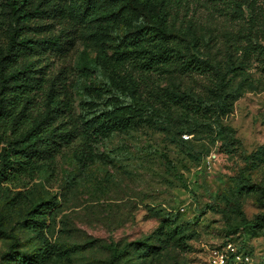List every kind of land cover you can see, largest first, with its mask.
<instances>
[{"label": "rangeland", "instance_id": "obj_1", "mask_svg": "<svg viewBox=\"0 0 264 264\" xmlns=\"http://www.w3.org/2000/svg\"><path fill=\"white\" fill-rule=\"evenodd\" d=\"M62 11L78 16L80 0ZM161 14L180 53L211 71L145 72L119 60L131 18L102 24L100 54L67 26V52L52 56L54 74L67 72L59 98L83 119L99 111L102 129L2 185L0 264H109L114 251L115 264H264V0H166ZM83 51L99 73L78 70ZM41 200L49 218L26 227L23 203ZM166 221L182 231L185 253L137 245Z\"/></svg>", "mask_w": 264, "mask_h": 264}, {"label": "trees", "instance_id": "obj_2", "mask_svg": "<svg viewBox=\"0 0 264 264\" xmlns=\"http://www.w3.org/2000/svg\"><path fill=\"white\" fill-rule=\"evenodd\" d=\"M63 1L0 0V190L3 184H17L19 177H32L36 168L54 162L71 143L80 140L85 147L92 135L101 132L98 119L103 115L99 111L83 119L82 115L76 116L70 101L59 98L57 84L65 85L67 72L61 68L54 74L52 59H61L67 52V26L78 27L86 48L100 54L106 37L102 24L111 25L114 16L131 18L137 23L136 30L122 39L123 51L116 54L119 60L145 72L167 73L176 64L184 71L200 74L212 69L196 53L185 58L175 46L176 37L164 26L161 14L166 0H80L78 16L69 20L62 11ZM54 21L61 25L57 32L53 30ZM100 26L104 27L102 33ZM82 53L78 70L99 73L96 61L90 60L85 51ZM104 79L108 89L117 91L108 77ZM126 97L132 105H139L133 96ZM131 119L130 114L124 123ZM23 207L29 217L25 226L41 230L50 214L47 201L30 206L25 201ZM260 223L264 226V220ZM0 234L8 236L1 226ZM137 245L146 246V252L163 248L187 251L182 231L168 221L154 236ZM117 254L113 252L109 264H115ZM19 256L15 253L13 259Z\"/></svg>", "mask_w": 264, "mask_h": 264}, {"label": "built area", "instance_id": "obj_3", "mask_svg": "<svg viewBox=\"0 0 264 264\" xmlns=\"http://www.w3.org/2000/svg\"><path fill=\"white\" fill-rule=\"evenodd\" d=\"M186 138H188V137L185 136V139H186Z\"/></svg>", "mask_w": 264, "mask_h": 264}]
</instances>
